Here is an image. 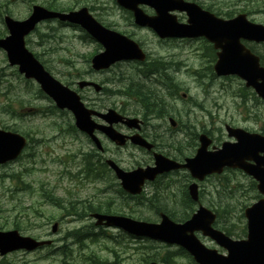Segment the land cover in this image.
Segmentation results:
<instances>
[{"label": "rangeland", "instance_id": "1", "mask_svg": "<svg viewBox=\"0 0 264 264\" xmlns=\"http://www.w3.org/2000/svg\"><path fill=\"white\" fill-rule=\"evenodd\" d=\"M191 1L215 12L224 14L229 11V17L245 12L250 21L264 24V0ZM48 2L60 3L58 8L65 10L88 7L91 14L102 24L138 41L148 55L147 61L158 59L163 63L164 72L145 74V77L138 75L142 64L135 61L122 62L102 71H93L90 69L89 56L101 47L86 37L81 28L63 26L56 21L41 22L30 34V43L26 42L27 48L37 54L40 61L43 59L42 63L48 71L63 83H66L64 79H67L71 83L70 87L78 91L82 101L89 107L99 110L123 109L124 112L135 113L134 115L143 118L147 124L146 130L159 134L162 143L169 146L167 149L170 151L163 150L168 151L170 156L181 160L184 156L193 154L197 146V132L208 131L216 138V142L227 140L223 128L225 123L250 131L264 132V120L248 117V104L254 101L249 96V89L245 88L237 77L215 76L212 69L214 52L207 48V42L203 38L159 40L150 29L134 25L131 15L117 6L114 0H0V14L6 13L20 20L28 15L32 5L47 7ZM143 9L152 13L146 6H143ZM178 18L179 21L185 22V13H178ZM0 28L4 30L2 23ZM260 52L264 54V50ZM15 70V67L7 64L5 55L0 50V74L4 75L0 76V124L27 134L33 140L17 159L0 165V229H18L23 235L52 238L54 245L40 251L8 253L0 256V264H79L82 257L91 254L99 259H107L108 262L117 258L120 264H146L149 260L144 262L143 258L147 254L151 255L154 251L161 255L168 249H175L162 244L150 245L147 242L127 239H122V245L118 246L104 236L109 233L119 234L115 229L108 230L110 228L104 229L107 234L98 239L86 238L81 243L75 240L73 242L67 237L70 236L68 232L74 228L88 226V229L94 231H99V228L93 226V220L88 213H82V217L76 219L77 216L73 218L67 214V205L60 207L51 204L48 201L49 196H52L50 194L60 196L65 204L68 200L75 201V208L70 210L73 212L82 207L83 201L85 205L89 202L93 205L111 202L110 205L114 206L111 208L112 212L128 215L129 210L133 213L130 215L135 218L158 221L154 214L157 205L172 211L174 216L187 215L196 207L194 203L188 207L184 201V186L193 179L186 170L168 173L156 183L145 186L143 192L146 204L140 206L135 200L123 197L115 187H111L118 185V181L110 172L106 173V179L101 181L85 177L84 172L79 173L84 165L82 156L91 148L81 134H64L73 131L72 115L68 112L63 115L58 113L59 117L39 114V109L47 110L53 106L52 102L37 91L36 83L24 82L22 78H18ZM164 73L169 74L178 87L174 96H165L166 101L160 110L162 112L155 113V116L144 118L137 100L117 92L126 87V78H137L155 87L152 83L156 78L161 81V75ZM80 79L94 80L105 90L95 93L89 88L79 89L76 81ZM155 88L160 92V87ZM109 91L115 94L108 93ZM161 91V94L166 92ZM182 94H186L185 98ZM247 99L251 102L247 103ZM169 104L172 107H169ZM2 108H6L5 112L20 111L23 116L21 119L12 118L4 112L1 113ZM29 109H34L35 112H27ZM157 115L160 117H156ZM169 117L175 121V126L171 127ZM183 127H188V130L182 131ZM187 133H193L189 139ZM100 139L121 159L124 168L139 162L152 163L150 156L144 152L138 153L130 146L115 151L104 136L100 135ZM193 142L195 144L192 146ZM172 143L179 151H175ZM132 154L136 157L133 158ZM225 174L227 175L220 180L210 178L199 183L200 201L215 211L216 207L221 213V222L234 229L238 235L232 237L242 238L245 225L242 209L244 205L255 201L251 199L254 192L249 189L251 187L248 177L239 173ZM226 183L228 186H225ZM124 205L128 208H124ZM53 222H58L55 234L50 231ZM198 237L207 246L222 251L209 238L199 233ZM65 243L71 247L68 248L67 255H62L58 248ZM135 246L139 249H133ZM113 250L116 251V257ZM171 264L194 263L186 255L178 256L177 253L172 257Z\"/></svg>", "mask_w": 264, "mask_h": 264}, {"label": "water", "instance_id": "2", "mask_svg": "<svg viewBox=\"0 0 264 264\" xmlns=\"http://www.w3.org/2000/svg\"><path fill=\"white\" fill-rule=\"evenodd\" d=\"M116 2L133 12L136 24L151 27L161 37L205 36L214 42V47H220L217 53L219 58L214 65L216 73L218 75L238 74L246 80V86H252L264 99V68L258 67L257 57L250 54L240 44V38L256 41L264 39L263 25L249 22L245 14H239L230 19L218 18L196 4L184 0H116ZM138 3L154 8L155 15L145 14L138 8ZM174 10L185 11L188 23H178L176 16L170 13ZM51 18L79 24L104 47V51L94 55L91 59L94 69L107 68L120 59L142 60L143 53L133 40L104 27L92 17L85 7L79 10L59 12L34 5L32 13L24 20H14L8 16L4 18L9 35L0 38V47L6 51L9 63L18 65V70L24 73L25 77L36 79L45 92L55 100L58 107L70 109L75 116L76 126L89 134L97 147L101 148V145L92 134L95 127L117 145H123L126 136L112 127L113 123L123 121L120 114L114 109H108L106 113L86 109L79 96L54 80L33 54L25 48L24 35L33 30L39 21ZM90 83L82 81L79 86ZM91 84L94 85L95 90L100 89L98 84ZM92 114L103 118L108 125H96L90 117ZM125 123L129 127H138L135 118H127ZM225 127L228 136L233 137L235 142L225 141L221 148L207 151L211 139L201 134L200 147L196 155L186 159L185 164H176L160 154H154V167L137 168L131 171L121 169L112 160H107V163L114 170L116 177L120 179L122 188L132 194L140 192L145 179H153L157 173L173 168L186 167L192 176L202 179L205 174L220 172L224 166H228L240 168L252 175L258 181V191L264 196V135L250 133L239 127L229 125ZM130 140L148 149L152 146L138 134L131 136ZM23 144L24 139L18 134L0 131V162L16 155ZM188 189L192 199H197V185L192 183ZM244 214L247 219V236L242 240H232L212 228L211 224L215 215L202 206L192 218L181 224H175L164 214H161L160 224L139 222L120 215L93 213L92 216L97 219L96 224L116 226L138 236L145 235L168 243H176L185 248L199 264H264V197L247 207ZM55 229L56 224L52 226V231ZM195 230H200L203 235L211 237L225 247L228 255L225 256L214 249L206 248L193 234ZM49 243V240L37 241L29 236H21L16 230L0 231V254L19 248L32 250Z\"/></svg>", "mask_w": 264, "mask_h": 264}, {"label": "trees", "instance_id": "3", "mask_svg": "<svg viewBox=\"0 0 264 264\" xmlns=\"http://www.w3.org/2000/svg\"><path fill=\"white\" fill-rule=\"evenodd\" d=\"M54 2H48L47 3V7L48 8H55V9H60V10H65L62 7L58 6L60 5V3H54ZM67 10V9H66ZM225 15H229L230 12H224ZM1 14H0V23H1ZM4 31L0 30V35H3ZM161 63V67L162 62ZM154 70V69H153ZM167 76V78L164 81H168V84L166 83V87L168 88H172L171 92H175V89L178 87L177 83H172L171 80L168 78L170 76ZM164 78V75L162 76V80ZM126 87L123 88V90H117L118 93L128 97V98H134L135 100L138 101V103L142 106V108L147 112L150 113V115L155 116V113H159L162 112L160 110H162L163 108V103L166 101L165 96L166 94H161L162 91L160 90V92L152 87V86H148L145 85L142 82H138V80H136V78H129L126 79V83H125ZM162 88H163V84H162ZM225 186H228V184L226 183ZM122 193V191H121ZM143 196H138L139 202L142 203V198ZM51 200L54 202V204L58 205V206H63V205H67V213L68 214H73V216H77L78 218L82 217V213L88 212V211H104V212H110L111 208H113L114 206L110 205L111 202L108 203H99L98 205H93L90 202L88 203V205H85L83 203L82 207L79 208L78 211H70L71 209H74V205H75V201L72 200H68L67 204L62 203V200L60 199V197H55V198H51ZM103 232L102 230H100L98 233L94 232L92 229H88V226H84V227H80L77 229H72L70 232H68L70 234V236L68 235L67 237H70L72 239V241H80V243L86 239V238H91V239H96V237ZM111 238H113V236H111ZM78 239V240H77ZM71 247V246H70ZM69 244L65 243L63 245H61L59 247V251L60 254L62 255H67L68 253V248ZM172 252L167 251L161 255H158L157 252L155 253H151V255L147 254V256H145L143 258L144 262H147L150 259H161L162 261L166 262L167 264H170L171 262V256ZM96 256L94 254H91L89 256L86 257H82L79 261V264H118V261H110L108 262L107 259H99L98 257L96 259Z\"/></svg>", "mask_w": 264, "mask_h": 264}, {"label": "flooded vegetation", "instance_id": "4", "mask_svg": "<svg viewBox=\"0 0 264 264\" xmlns=\"http://www.w3.org/2000/svg\"><path fill=\"white\" fill-rule=\"evenodd\" d=\"M247 45L250 46V48L253 50L254 53H257L259 56L261 55V52L262 50H264V44H258V43H255V42H248ZM255 50V51H254ZM260 50V51H259ZM215 51V50H214ZM260 59H261V56H260ZM262 63L264 64V61H262ZM247 88V87H245ZM249 89V96L254 100L252 103H249L248 106L249 108H247V111H248V117L253 119V120H256V118L259 119V121L261 120H264V101L262 100V98H260L255 92L253 89L251 88H247ZM249 99H247V103L248 102H251V101H248ZM263 109V111H262ZM128 116V115H127ZM133 116V115H131ZM156 117H160V116H156ZM141 118V117H140ZM145 118V117H144ZM169 119V118H168ZM96 121L101 123L102 120L96 118ZM144 125V126H143ZM139 128L138 130H135V129H129L127 128L125 125L123 124H117L115 127L118 129V130H121L123 131L124 133L126 134H132L134 132H138L143 138H145L146 140H148L150 143H152V148L151 150L147 151L145 149L141 150V148L137 147V146H134V145H125L124 147H119V146H114V149L116 151V149H124V148H127L128 146H130L131 148L135 149L138 153L139 152H144L146 154H148L151 158V160L153 161V153L156 152V153H159V154H162L164 155L165 157H168V158H171L173 160H176V161H179L177 158H174V156H170L168 154V150L167 147L169 146H166L167 144H163L162 140L159 138L160 135L159 134H156L154 132H149L146 130L145 127H147V124L144 122V119L141 118L140 119V122H139ZM166 132V131H165ZM99 133H97L98 135ZM210 135V134H208ZM197 140H198V136H196ZM103 143V142H102ZM198 143V141H197ZM90 143H88L89 145ZM104 144V143H103ZM187 144V143H186ZM195 144V142L191 143V145L193 146ZM172 145L174 146V143H172ZM197 145V144H196ZM197 147V146H196ZM196 147H195V150H196ZM94 148L91 147V150H93ZM163 149H167L168 151L166 152L165 150ZM174 149L176 151V148L174 146ZM194 153V151H193ZM94 154V155H93ZM93 154H88L89 156H94V158L97 160L98 163H100L103 168H98L96 169V166H95V169L97 170L94 174V180L96 181H101L103 180L104 178L106 179V170L105 168L107 169L108 166H107V163H106V158L110 157L112 158V160H114L117 164H119L120 166L121 165V159L116 157L115 154H114V151L110 148H108L107 146H105L104 144V149L103 151L97 152V149L95 148L94 149V153ZM192 155V154H190ZM176 156V155H175ZM132 157L135 158L136 155L135 154H132ZM185 158V157H184ZM183 158V159H184ZM147 165H150V162H139L138 164H134V165H131L129 168H125V169H132V168H135V167H138V166H147ZM124 168V167H123ZM112 171V170H111ZM160 177H164V174L161 175Z\"/></svg>", "mask_w": 264, "mask_h": 264}, {"label": "bare ground", "instance_id": "5", "mask_svg": "<svg viewBox=\"0 0 264 264\" xmlns=\"http://www.w3.org/2000/svg\"><path fill=\"white\" fill-rule=\"evenodd\" d=\"M144 126V125H143ZM93 154V153H92ZM94 155V154H93ZM78 240V239H77ZM79 241V240H78Z\"/></svg>", "mask_w": 264, "mask_h": 264}]
</instances>
